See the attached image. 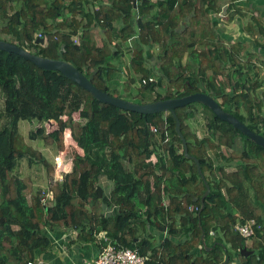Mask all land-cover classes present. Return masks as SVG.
Wrapping results in <instances>:
<instances>
[{
	"label": "trees",
	"instance_id": "obj_1",
	"mask_svg": "<svg viewBox=\"0 0 264 264\" xmlns=\"http://www.w3.org/2000/svg\"><path fill=\"white\" fill-rule=\"evenodd\" d=\"M236 1L135 0L134 6L133 0H0V39L19 43L38 56L65 60L87 77L97 68L91 83L129 101L152 102L195 92L221 97L223 110L264 137V83H256L257 76L250 74L257 67L251 60L259 58V53L244 55L247 48L242 43L229 50L216 29L218 19L213 21L210 16L229 2L228 12L245 21L244 33L253 34L249 45L264 49V5L237 8ZM190 13L195 19L184 24ZM98 30L108 32L109 42L115 40L110 52L100 45ZM38 33L42 40H36ZM77 34L76 43L73 37ZM208 36L215 38L213 47L210 43L198 47ZM219 51L225 52L213 58ZM243 62L249 64L245 73ZM225 65L231 66L234 78L215 83ZM242 74L246 77H235ZM150 76L155 81L141 82ZM0 92L5 113L0 130V218H4L0 222V264H32L36 250L48 246L49 228H75L82 238L92 239V221L118 245L148 255L145 264H264V216L257 204H264V147L207 106L201 104L212 115L204 137H197L184 123L188 114L198 112L192 103L175 109L188 152L199 160L210 187L199 213L205 184L195 162L183 155L169 112L143 115L100 102L59 71L41 69L4 50H0ZM50 94L56 99L51 110L43 103ZM80 111L85 118L74 120L72 114ZM21 120H54L58 138L69 128L78 143L70 146L84 148L83 155H74L73 169L63 182L54 179L53 165L25 141L16 127ZM115 122L122 132L129 130L133 147L146 160L127 164L131 154L123 134L111 133L109 141H95V125L107 132L112 125L115 128ZM42 132V127L29 131L28 139L41 138L52 144ZM238 136L240 150L233 146ZM210 150L218 163L211 159ZM111 151L120 154L124 171L132 174L131 182L118 180L116 171L121 173L113 169ZM21 161L31 169L44 165L52 197L46 196L45 187L34 188L35 178L18 169ZM100 174L113 182L110 198L103 196L97 184ZM103 202L118 206L116 213L104 216L100 211ZM88 206H94L93 215ZM251 218L260 228L244 238L234 224ZM136 223L149 228L140 236ZM201 230L209 250L202 246ZM242 247L253 253L241 255Z\"/></svg>",
	"mask_w": 264,
	"mask_h": 264
},
{
	"label": "crops",
	"instance_id": "obj_2",
	"mask_svg": "<svg viewBox=\"0 0 264 264\" xmlns=\"http://www.w3.org/2000/svg\"><path fill=\"white\" fill-rule=\"evenodd\" d=\"M136 3V2H135ZM134 3V4H135ZM237 8H259L260 6L264 5V0H239L235 2ZM136 5V4H135ZM235 15V12L233 13ZM242 20L241 17L236 16L235 17V22L237 26L238 33L237 34H232L228 32L227 30L221 29L220 27L216 26V29L221 31V36L225 38L227 41L224 42L225 46H231L230 43L232 41H238L239 43H242L243 45L247 46L246 50H244V55L248 53H254L258 52L260 60L262 61L264 59V49H256L255 47L249 45L251 43V33H244L242 29ZM108 32L107 31H99L98 30V36L99 39H102L104 36L106 39H104L103 42V47L107 52L111 51L112 45L114 44V39H112L111 42L108 41ZM109 33H111L109 31ZM104 35V36H102ZM262 36V35H261ZM263 37V36H262ZM262 42H264V38H262ZM113 43V44H112ZM126 57V53H125ZM151 59V58H150ZM154 61V60H153ZM252 62L256 65H258L259 60L258 58L252 59ZM5 117V115H4ZM62 119L64 120L66 116L60 115ZM72 118L74 120H81L85 118V115L83 112H75L72 114ZM37 121V120H36ZM5 122V121H4ZM54 120H49V121H43V122H36L34 125V129L36 130L38 127L43 128V137H49L53 143H48L45 142L43 139H39L42 141V146L40 148L38 146H35L38 151L42 153L44 158L48 160L50 164H52V159L55 154L58 153V151H62L64 149V145L62 148H60L56 143L57 142V129L58 125L57 122L54 123ZM115 128L112 130L113 125L111 126L110 130L115 131L117 133L116 135H119L118 133H123L120 128H118V124L115 122L114 123ZM32 130V131H35ZM31 131V130H30ZM66 131H70L66 130ZM101 132V135L98 133ZM129 130H126L125 132H128ZM50 132H53V135L50 134ZM108 132V131H107ZM106 130H103L100 128V126L96 125L93 128V134L94 136H97V139L95 141H107V135H106ZM110 132V131H109ZM108 134V133H107ZM49 135V136H48ZM66 135V134H65ZM99 136V137H98ZM73 139V137H72ZM82 139H85L84 134L81 135V142ZM56 140V141H54ZM74 140V139H73ZM34 144H36L37 139L32 140ZM75 141V140H74ZM238 138L235 140V146L242 148V142ZM68 147L66 152L68 155L66 156L67 162H68V168L70 170L73 169V158L71 154L76 153L79 155H83V149H76L74 147L71 148L69 147V144L71 143L69 140H67ZM76 143V141H75ZM119 143V141L117 142ZM116 145V143L113 144L112 148ZM80 148V147H78ZM69 150V152H68ZM128 154H131V159L127 162V164H137L141 162L142 160H146L145 155L143 153L139 154L138 151L134 147H128L127 149ZM74 157V156H73ZM71 158V159H70ZM120 154L114 153L111 151L110 154V161L113 163V169L120 170L121 175L116 171L117 178L121 182H131L132 180V174L128 172H124L123 170V165L120 163ZM152 161H155L154 156H151L150 158ZM120 168V169H118ZM33 170L35 171L34 174V188H40V187H45L47 189V197H52L51 191L48 189V184L46 182V170L44 165H40L37 167H34ZM98 185L102 188L103 196L106 198H110L111 196V191L113 189V182L105 175V174H100L98 176L97 180ZM34 189V192L36 191ZM257 204L260 206V209L262 211V215L264 216V204L257 202ZM94 206L89 207L88 210L89 212L93 215L94 214ZM118 209V206L111 204L107 205L106 203L100 204V211L104 216H111L116 213ZM146 228L148 229L149 227L146 225ZM92 231H95L96 233L98 231L104 232L103 230H100V227L98 224L95 223V221H92ZM79 231L75 228H70V227H56L53 229H50L46 232V235L48 237V246L42 249L36 250L35 257L32 261V264H93V261L95 259V255L98 249V242L96 237L94 236L92 239H86L82 238L79 236ZM163 235V234H162ZM137 239H135L136 241ZM248 244H250V241H247ZM253 251V250H252ZM249 255V254H248ZM247 255V256H248Z\"/></svg>",
	"mask_w": 264,
	"mask_h": 264
},
{
	"label": "water",
	"instance_id": "obj_3",
	"mask_svg": "<svg viewBox=\"0 0 264 264\" xmlns=\"http://www.w3.org/2000/svg\"><path fill=\"white\" fill-rule=\"evenodd\" d=\"M134 3H135V0H133V4ZM0 50L18 54L24 59L29 60L31 63L35 64L37 67L41 69L59 71L60 73L65 75L67 78H69L70 80L74 81L79 86H81L82 88L89 91L91 95L100 102L107 103L114 107L121 108L124 110L137 112L143 115L154 114L158 112H169L175 121V132L181 140L182 148H183V155L186 158L192 159L195 162L196 167H197V172L205 184V191L201 195V198H200L201 206L199 209V213L204 206V199L209 193L210 187L201 171L199 160L194 155H191L188 152L187 142H186L184 135L182 134L180 130V120L175 113V109L177 107H182L190 103H200L202 105H205L219 119L231 124L233 128L238 129L240 132L246 135L255 144L264 147V137L262 135L255 133L254 131L249 129L243 122H241L238 118H236L234 115L223 110L221 105L215 99H213L212 96H210L207 93L195 92V93H190V94L183 95L180 97H173V98H168V99L159 98L152 102H143V99L141 100L140 103L133 102V101H129L126 99H122L117 96L110 95L107 92L102 91L96 86H94L91 83V80L94 74L96 73L97 68H94L93 71L90 73V75L87 77L81 71H79L75 66H73L72 64H70L69 62L65 60L52 59V58L38 56L37 54L23 48L19 43L9 42V41H5L2 39H0ZM144 132L148 136V130L145 129ZM145 143L147 144L148 142L145 141ZM3 220L4 218H0V222H2ZM201 241L205 249L209 250L211 248V247L206 246V243L204 241L203 230H201ZM239 252L243 256H247L248 254L253 253L252 250H247L246 247H242L239 250ZM227 260H228V257H226L225 262Z\"/></svg>",
	"mask_w": 264,
	"mask_h": 264
},
{
	"label": "rangeland",
	"instance_id": "obj_4",
	"mask_svg": "<svg viewBox=\"0 0 264 264\" xmlns=\"http://www.w3.org/2000/svg\"><path fill=\"white\" fill-rule=\"evenodd\" d=\"M226 4H228V3L227 2H223L222 6H224ZM248 11L251 12L252 10L248 9ZM8 12H9V10H8ZM210 16H211V19H213V21H216V19H218V18L215 19V15L212 14V13H210ZM184 18H185L183 20V23L184 24H186L188 22H191L193 19H195L194 15L192 13H190L188 16H186ZM217 23H218L217 26L220 27L221 29H223V27H224L225 30H227L228 32H230L232 34H237L238 33V30L236 29L237 26H236V22H235V17H234V15H232L231 13H229L227 9L224 10V14L222 16V21H220L218 19V22ZM245 25H246L245 21L242 20V28H244ZM200 27H201V24H200ZM193 29L197 31L199 28L198 27H195ZM78 35L79 34L75 35L74 38L77 39L78 38ZM102 36H104V35H102ZM97 37L99 39V36L98 35H97ZM213 37L214 36H208V37H206V39H204V41L202 43H200L198 45V47L203 48L205 46H208L209 43L211 44V45H209V47H213V43L215 42V38H213ZM74 38H73V40H74ZM104 39H106L105 36L102 39H99L100 45H103ZM210 40H211V42H210ZM230 45L231 46H230V49L229 50H232V49H234L236 47H240V43L238 41H232L230 43ZM154 52H157L156 48L154 49ZM221 52H225V51H219L218 53H214L213 54V58H217L218 56H220V53ZM253 57L256 60V57L255 56H253ZM151 60L153 61L154 59H151ZM251 63H252V60H251ZM227 66L228 65H225L224 71L218 75L219 78L215 80V83H219L220 81H227L229 79H233L234 78V73H233V71L231 69V66L230 65H229V67H227ZM248 66H249V64L247 62H245V63L243 62V67H244L243 68V72L244 73L246 72V69H247ZM207 73L210 74L209 70L207 71ZM250 74H251V76H257L255 78L256 83H258L260 85L264 83V59H263V61H261L259 59V63L257 65V67L256 68H253L252 71L250 72ZM235 77L240 80V79H243L246 76H244L242 74L241 76L235 75ZM261 90H263V87H262ZM146 96L149 98L150 97V94L146 93ZM212 98L215 99L219 104H221L222 101H223L221 97H218V96H215V95H213ZM253 101H254V99L251 98V103H253ZM192 104L197 108V111L198 112L196 114H188V116L184 119V123L186 124V126H188V128L190 129V131L192 133H194L197 137H204L206 135V133H207V128H206L207 119L208 118H211L212 115H211L210 111L208 109L204 108L200 103H192ZM3 106H4V95H3L2 92H0V130L3 127L4 121H5V117H4V114L5 113L2 110L3 109ZM223 107H225V106L223 105ZM36 122L37 121H35V120H33L31 122L25 121V120H21V121H18L16 123V127L19 129V131L24 136L25 141L28 142L34 149H36L35 146H38L39 148H40V146H42V141L41 140L37 139L36 144H34V142L32 140H29L28 139V133H29L30 130L31 131L32 130H35L34 129V125H35ZM54 123H56V122H54ZM50 134L53 135V132H50ZM49 137H51V136H49ZM238 138L241 140L240 142H242L241 137L238 136L237 139ZM57 142H59V141H57ZM233 146H234L235 149L240 150V147L235 146V143H234ZM204 148L206 149L207 147H204ZM193 152H196V151H193ZM213 154L214 153H212L211 150H210L211 159L216 164L219 161L216 158H214V155ZM226 154H227V152H226ZM225 168H227L226 170H230L231 169V167H225ZM18 169H20V171L24 175H29L33 179L34 174H35V171L33 169H31V167H29L25 162L21 161V164H20V166H19ZM206 173H207V171H206ZM34 181H35V179H34ZM135 225H136V228H138V230H139L138 235L141 236V235H143L141 233H143L144 231H147V228L144 225V223H141V224L140 223H136ZM152 236L155 237L154 236V233H152ZM200 238H201V235H200ZM207 240L209 242V238Z\"/></svg>",
	"mask_w": 264,
	"mask_h": 264
},
{
	"label": "built area",
	"instance_id": "obj_5",
	"mask_svg": "<svg viewBox=\"0 0 264 264\" xmlns=\"http://www.w3.org/2000/svg\"><path fill=\"white\" fill-rule=\"evenodd\" d=\"M227 5L228 4L222 6L220 11H218L215 14V16L220 21H222L224 9L225 7H227ZM36 37H37L36 40H42L43 38L42 35L39 33L36 35ZM74 41L77 43L78 38L77 39L74 38ZM153 81H155V78L150 76L147 78H142L141 82L143 84H146L148 82H153ZM43 101H44L43 102L44 105L47 106L50 110H51V107L54 104H56V99L53 94H50L49 96H47ZM150 129L152 132H156V128L154 126L151 125ZM66 130H67L66 128L62 130V138H58V136L56 138L57 141L60 140L62 142V146L64 145V149L62 148L63 149L62 151H58V153L55 154L52 159V164H53L54 171H55L54 179L60 183L64 181L65 175L70 171V169L68 168V162L66 159V156L68 155V153L66 152L67 147H68L67 140H69L71 142L70 144L72 145H78L77 142L75 143L76 140L74 141L72 139V135L70 131H66ZM112 130H110V132L108 131L107 132L108 134L106 133V135L108 136L107 141H109V134L111 133L117 134L115 133V131H112ZM118 134L119 135L123 134L126 141L129 143L128 147L130 148L133 147L132 141L130 139L129 131L123 132L121 134L118 133ZM70 144H69V147L74 149V147L70 146ZM75 154L76 153L71 154L72 155L71 158H73ZM83 154H84V148H83ZM190 209H192V207H190ZM194 209H197V207H194ZM255 228L257 229L260 228V225L256 222L255 219H252V218L244 220L243 222L238 221L237 223L234 224V230L237 231L244 238L251 237L254 234ZM209 234H212V232H210ZM93 235L96 237L97 242H98V249H97L93 264H145L146 260L148 259V255L140 254L137 248H130V247L118 245V243H115L112 239L106 236L104 232L98 231L96 233L95 231H93ZM28 264H31V262H28Z\"/></svg>",
	"mask_w": 264,
	"mask_h": 264
},
{
	"label": "clouds",
	"instance_id": "obj_6",
	"mask_svg": "<svg viewBox=\"0 0 264 264\" xmlns=\"http://www.w3.org/2000/svg\"><path fill=\"white\" fill-rule=\"evenodd\" d=\"M228 4H229V2H228ZM222 7V6H221ZM221 7H220V9H221ZM225 9H228V5H227V7H225ZM224 9V10H225ZM220 11V10H219ZM216 13H214V15H215ZM217 17L215 16V19H216ZM75 37V36H74ZM67 130H69V128H66ZM53 165V164H52Z\"/></svg>",
	"mask_w": 264,
	"mask_h": 264
},
{
	"label": "flooded vegetation",
	"instance_id": "obj_7",
	"mask_svg": "<svg viewBox=\"0 0 264 264\" xmlns=\"http://www.w3.org/2000/svg\"><path fill=\"white\" fill-rule=\"evenodd\" d=\"M205 93H207V92H205ZM207 94H209V93H207ZM210 95V94H209ZM211 96V95H210ZM260 135H261V133H260Z\"/></svg>",
	"mask_w": 264,
	"mask_h": 264
}]
</instances>
